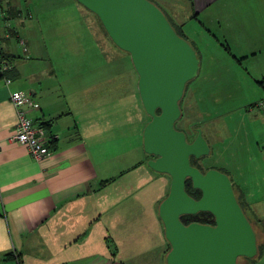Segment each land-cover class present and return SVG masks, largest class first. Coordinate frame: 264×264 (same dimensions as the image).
<instances>
[{
  "label": "crops",
  "instance_id": "obj_1",
  "mask_svg": "<svg viewBox=\"0 0 264 264\" xmlns=\"http://www.w3.org/2000/svg\"><path fill=\"white\" fill-rule=\"evenodd\" d=\"M152 1L185 36L197 30L196 40L206 38L244 74L246 92L230 109L234 137H250L255 153L264 154V106H258L264 97V0ZM13 4L0 3V62L8 61L0 70V264H164L167 244L158 212L124 209L128 194L121 191L138 189L140 180L117 182L99 171L105 168L99 143L106 141L97 139L92 99L81 98L91 85L73 83L65 90L71 99H62L60 82H44L58 80L59 72L35 65L44 54L32 44L33 29L42 36L51 15L79 12L81 4L29 1L18 10L9 8ZM15 91L37 102L29 117L54 141L42 160L10 139L17 123L10 100ZM236 186L264 225V198L250 200L245 183ZM263 257L264 250L259 262Z\"/></svg>",
  "mask_w": 264,
  "mask_h": 264
},
{
  "label": "rangeland",
  "instance_id": "obj_2",
  "mask_svg": "<svg viewBox=\"0 0 264 264\" xmlns=\"http://www.w3.org/2000/svg\"><path fill=\"white\" fill-rule=\"evenodd\" d=\"M29 1L77 3L76 0H3L1 3H16L9 8L18 10ZM79 7V12L66 10V14L51 15L43 25L42 36L39 28L33 29L32 44L37 53L44 54L42 62L35 65L59 72L58 80L50 78L44 82H60L62 99H71L65 90H70L73 83L91 85L81 98L92 99L97 139L106 141L103 146L99 143V162L105 164L100 173L117 182L127 178L132 183L140 180L138 189L125 187L121 191L128 194L124 209L157 212L158 204L168 193L170 180L166 174L150 169L145 161L148 158L142 148V131L149 117L139 99L137 73L129 54L110 40L97 16L82 5ZM25 22L31 23L27 13ZM15 24L19 27L17 21ZM196 34L197 30L187 35L186 40L198 51L199 69L185 86L180 101L182 114L175 127L190 140L196 136L190 126L201 131L209 147V153L199 161L203 171L215 168L227 174L234 185L244 182L248 199L260 201L264 198L261 180L264 154L255 153L250 137H234L235 115L230 110L246 92V87L240 85L244 74L232 66L235 63L229 58L219 56L206 38L196 40ZM242 264H264V257L260 262L255 259Z\"/></svg>",
  "mask_w": 264,
  "mask_h": 264
},
{
  "label": "water",
  "instance_id": "obj_3",
  "mask_svg": "<svg viewBox=\"0 0 264 264\" xmlns=\"http://www.w3.org/2000/svg\"><path fill=\"white\" fill-rule=\"evenodd\" d=\"M76 1L97 16L110 40L129 54L137 73L139 99L149 117L142 148L155 156L147 166L170 177L168 193L157 208L169 244L165 264H241L240 257L254 258L258 236L228 175L192 166L190 156L207 155L209 147L199 129L187 142L185 132L175 127L185 86L199 69L195 49L152 0ZM187 178L200 191L198 199L185 191ZM198 212H209L213 225L180 220Z\"/></svg>",
  "mask_w": 264,
  "mask_h": 264
},
{
  "label": "built area",
  "instance_id": "obj_4",
  "mask_svg": "<svg viewBox=\"0 0 264 264\" xmlns=\"http://www.w3.org/2000/svg\"><path fill=\"white\" fill-rule=\"evenodd\" d=\"M6 69L7 63L0 62V70ZM10 100L17 115L15 132L10 139L25 145L29 154L36 160L48 157L51 154L48 138L45 132L36 126L29 117V111L38 107L37 102L32 99L29 93L23 91L12 92ZM258 106H264V97L258 102Z\"/></svg>",
  "mask_w": 264,
  "mask_h": 264
},
{
  "label": "trees",
  "instance_id": "obj_5",
  "mask_svg": "<svg viewBox=\"0 0 264 264\" xmlns=\"http://www.w3.org/2000/svg\"><path fill=\"white\" fill-rule=\"evenodd\" d=\"M165 15H166L167 19L169 20L170 24L172 25V27L174 28L175 32L178 35H180L181 37L187 39L186 36L184 35L182 29L180 27H178L177 25H175L171 21V19L167 16L166 13H165ZM193 48L195 49V51H196V53L198 55L197 49L195 47H193ZM2 61H4V63L5 62H8L7 60H2ZM48 125H49V123H48ZM188 140H190V139H188ZM52 143H54L53 140L48 141L49 148L51 147V145H53ZM202 158H203V156H201L200 158H195L194 156H190V163H191V165H193V166L197 167L198 169H200L201 171H203L201 165L199 164V161ZM209 168L210 167H208L207 169H209ZM106 181H109V180H106ZM106 181H103V182H106ZM168 186H169V184H168ZM232 186H233V190L235 192V195H236V198H237L238 203L240 204L241 208L243 209V211L247 215L248 219L252 223V225H253L256 233H257V236H258V252H257L256 256L254 258L240 257L238 259V262L242 264V261H251V260H255V259H257V261H259V259L262 257L263 250H264V225L262 224V222L260 220H258L255 217V215H253L251 213L248 205L243 200L242 193L240 192L239 188L236 185H234V184H232ZM185 191L187 192V194H189L190 196H192L194 198H199V196L201 194L199 190L194 189L192 187V184H191V181H190L189 178H187L185 180ZM180 220L184 224H188V223L193 222V221L199 222V223H203V224H212V225L214 223L213 216L209 212H198L196 214H185V215H181L180 216ZM258 231L261 233V235H260V233ZM162 234H163V229H162ZM163 239H164V236H163ZM165 242L167 244V248H166V250L164 252V255H163V262H164V264H165V255H166L167 251L169 250V244L167 243L166 240H165Z\"/></svg>",
  "mask_w": 264,
  "mask_h": 264
},
{
  "label": "flooded vegetation",
  "instance_id": "obj_6",
  "mask_svg": "<svg viewBox=\"0 0 264 264\" xmlns=\"http://www.w3.org/2000/svg\"><path fill=\"white\" fill-rule=\"evenodd\" d=\"M190 128L192 129V130H194L195 132H196V126H190ZM186 140H187V142H191L193 139H191V140H188L187 139V136H186ZM145 155H147V154H145ZM147 158L148 159H146L145 161L147 162L149 159H154L155 158V156H150V155H147ZM189 162H190V158H189ZM191 164V163H190ZM193 166V165H192ZM195 167V166H194ZM197 168V167H196ZM200 170V169H199ZM201 171V170H200ZM221 171V170H220ZM201 172H205V170L204 171H201ZM167 175V174H166ZM168 176V175H167ZM169 177V176H168ZM169 180H170V177H169ZM192 197V196H191ZM200 197V196H199ZM194 198V197H193ZM195 199H198V198H195Z\"/></svg>",
  "mask_w": 264,
  "mask_h": 264
}]
</instances>
